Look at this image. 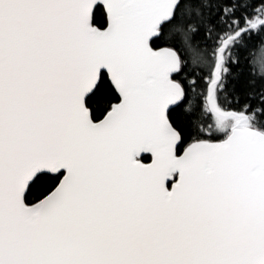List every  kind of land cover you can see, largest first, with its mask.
<instances>
[{
  "label": "snow or ice",
  "instance_id": "6c2138e0",
  "mask_svg": "<svg viewBox=\"0 0 264 264\" xmlns=\"http://www.w3.org/2000/svg\"><path fill=\"white\" fill-rule=\"evenodd\" d=\"M0 264H264V0H0Z\"/></svg>",
  "mask_w": 264,
  "mask_h": 264
},
{
  "label": "rangeland",
  "instance_id": "374dc122",
  "mask_svg": "<svg viewBox=\"0 0 264 264\" xmlns=\"http://www.w3.org/2000/svg\"><path fill=\"white\" fill-rule=\"evenodd\" d=\"M256 56H259V53L258 52L256 53Z\"/></svg>",
  "mask_w": 264,
  "mask_h": 264
},
{
  "label": "trees",
  "instance_id": "16d2710c",
  "mask_svg": "<svg viewBox=\"0 0 264 264\" xmlns=\"http://www.w3.org/2000/svg\"><path fill=\"white\" fill-rule=\"evenodd\" d=\"M254 56H256V53H254Z\"/></svg>",
  "mask_w": 264,
  "mask_h": 264
}]
</instances>
